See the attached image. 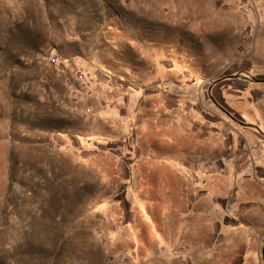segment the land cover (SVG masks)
<instances>
[{
  "label": "rangeland",
  "instance_id": "obj_1",
  "mask_svg": "<svg viewBox=\"0 0 264 264\" xmlns=\"http://www.w3.org/2000/svg\"><path fill=\"white\" fill-rule=\"evenodd\" d=\"M206 1L0 0V264L194 258L184 228L171 240V209H146L164 199L163 190L143 198L142 168L128 175L141 152L142 112L161 121L186 105L206 112L207 100L264 134V34L240 20L246 7L233 10L236 21L205 20L217 10ZM250 2L264 13V0ZM259 23L264 27V16ZM255 51L263 60L246 69ZM242 71L252 90L230 102L216 98L221 108L211 103L215 80ZM245 154L260 176L256 157ZM202 185L210 191L221 182ZM241 211H223L219 219L233 226L221 236L245 238L246 229L237 231L249 221ZM208 227L209 237L220 236L219 225ZM263 245L255 251L261 258Z\"/></svg>",
  "mask_w": 264,
  "mask_h": 264
},
{
  "label": "crops",
  "instance_id": "obj_2",
  "mask_svg": "<svg viewBox=\"0 0 264 264\" xmlns=\"http://www.w3.org/2000/svg\"><path fill=\"white\" fill-rule=\"evenodd\" d=\"M239 1L235 5L224 7L222 0H207L205 4L214 6L217 10L216 13L207 14L205 20L216 23L236 21L233 10L246 7V12L240 14V20L245 23L248 31L255 32L256 28H260L256 32L261 31V35L264 34V27L259 23L264 13H260L258 8H251V4L259 5L250 2L251 0H241L240 3ZM261 5H264V2ZM249 36L251 37L250 34ZM245 42L249 45L251 43L248 40ZM259 60H263V55L255 51L247 64H241H246L245 68L249 67L250 70L253 63L259 64ZM231 69H235V63ZM244 74L245 71L235 72L230 77L222 75L215 80L208 94L211 103L221 108V105L215 102L216 98L221 101V96L226 95L230 102L239 91H251L253 86L248 82L249 77ZM222 83L225 85L218 88ZM205 101L206 105H209H205L206 112L201 110V106L186 105L184 112L171 110V113H163L161 121H156L154 117L151 120L142 112L138 128L142 144L136 147L141 152L132 161L128 176H133L131 169L134 166L138 171L142 168L146 178H143L144 186L147 187L142 188L140 196L151 200L155 197L154 191L159 190H163L164 196V199L157 201L156 206L148 205L146 209H171V240H179V232L184 228L181 238L192 242L194 258L188 263L171 261V264H264L263 257L255 252L256 247L264 242V134L260 132L261 128L234 118L223 108L221 113L213 110V105ZM228 108L231 111V107ZM182 120H186L185 127L181 124ZM203 121L207 123L204 124ZM149 136L155 139L154 144L146 139ZM146 150H150L151 154H146ZM248 151L259 163L260 167L257 166L256 170L262 171L260 176L249 167L245 154ZM158 152L170 159L162 158L157 155ZM140 177L137 175L133 182L138 184ZM150 177L157 182L156 186H151L154 181ZM205 182H221V185L208 191L202 185ZM235 183L237 189L239 187L237 192L241 197L237 196V192L233 193ZM235 207L242 209V215L245 214L249 218L244 228L237 230L246 229L245 238L241 241L221 236L233 226V220L226 223L219 217L225 209ZM209 223L219 225L217 231L220 236H208ZM197 229H203V234L194 236ZM229 232L233 234L236 231ZM241 244L253 246L255 249H241Z\"/></svg>",
  "mask_w": 264,
  "mask_h": 264
},
{
  "label": "water",
  "instance_id": "obj_3",
  "mask_svg": "<svg viewBox=\"0 0 264 264\" xmlns=\"http://www.w3.org/2000/svg\"><path fill=\"white\" fill-rule=\"evenodd\" d=\"M262 257H263V262H264V245H263V248H262Z\"/></svg>",
  "mask_w": 264,
  "mask_h": 264
}]
</instances>
